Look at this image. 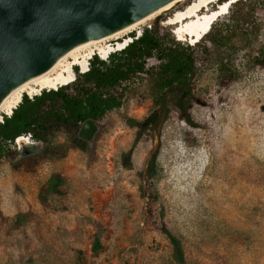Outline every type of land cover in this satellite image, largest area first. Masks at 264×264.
Wrapping results in <instances>:
<instances>
[{
  "label": "rangeland",
  "instance_id": "1",
  "mask_svg": "<svg viewBox=\"0 0 264 264\" xmlns=\"http://www.w3.org/2000/svg\"><path fill=\"white\" fill-rule=\"evenodd\" d=\"M165 17L129 34L156 29L192 46L197 71L188 114L197 126L179 112L162 113L128 155L136 129L126 117L142 119L153 109L151 76L160 60L152 56L145 72L104 90L120 105L96 121L88 145L72 125L44 119L33 127L43 139L31 132L36 154L20 157L24 145L6 142L0 264H178L162 224L180 238L184 264H264V67L252 62L264 44V0L233 4L195 45L178 41ZM213 37L223 42L214 45ZM82 80L79 74L64 92ZM57 107L46 102L44 118ZM154 154L157 175L147 180ZM52 173L65 178L66 192L43 204ZM18 213L26 223L14 222Z\"/></svg>",
  "mask_w": 264,
  "mask_h": 264
},
{
  "label": "trees",
  "instance_id": "2",
  "mask_svg": "<svg viewBox=\"0 0 264 264\" xmlns=\"http://www.w3.org/2000/svg\"><path fill=\"white\" fill-rule=\"evenodd\" d=\"M210 41L214 45H219L223 39L213 37ZM191 47L190 45L184 47L174 39L167 40L156 29H144L139 37L120 50L118 57L115 53L109 55L112 61L110 65H105L104 61L94 57V60L90 61L89 70L82 74L83 80L74 93L64 92L66 88L64 86L57 90H44L32 100L24 95L12 114L0 123V158L5 154V143L13 141L24 133L32 132L34 137L43 139L33 128L40 125L43 119L46 122L55 120L72 125L75 138L88 145L78 136L79 123H83L86 119L97 121L108 111L118 107L120 105L118 98L112 94H105L104 90L128 79L131 74L145 72L144 59L152 56L160 60L158 70L151 76L153 109L142 119L126 117V123L136 129V137L128 155L144 133L157 128L162 113L179 112L188 125L197 126L188 114V104L192 97L191 81L197 71ZM256 51L252 62L254 65L264 67V44ZM46 102H57L58 107L56 113L44 118L42 111ZM155 159L154 154L146 169L147 180L157 175ZM65 192V178L61 174L52 173L47 179L46 191L39 196V199L46 204L50 196H62ZM14 222L26 223L27 215L16 214ZM161 229L172 245L173 259L178 264H184L185 256L180 238L165 224L161 225Z\"/></svg>",
  "mask_w": 264,
  "mask_h": 264
},
{
  "label": "water",
  "instance_id": "3",
  "mask_svg": "<svg viewBox=\"0 0 264 264\" xmlns=\"http://www.w3.org/2000/svg\"><path fill=\"white\" fill-rule=\"evenodd\" d=\"M168 0H0V100L16 85L45 71L67 49L117 30ZM98 131L86 119L78 136ZM20 157L38 152L23 144Z\"/></svg>",
  "mask_w": 264,
  "mask_h": 264
},
{
  "label": "bare ground",
  "instance_id": "4",
  "mask_svg": "<svg viewBox=\"0 0 264 264\" xmlns=\"http://www.w3.org/2000/svg\"><path fill=\"white\" fill-rule=\"evenodd\" d=\"M215 1L168 0L146 15L117 30L72 46L45 71L16 85L3 96L0 100V123L4 116L9 117L12 114L25 94L34 97L46 89L56 90L71 84L76 80L78 74L86 72V67L94 56L105 59L113 52L122 50L132 41L129 34L132 30L162 15H166L163 24L171 26V31L178 41L197 44L210 33L215 22L229 12L233 4L242 0H217L216 3L220 6H211ZM19 141L30 144L21 136Z\"/></svg>",
  "mask_w": 264,
  "mask_h": 264
},
{
  "label": "built area",
  "instance_id": "5",
  "mask_svg": "<svg viewBox=\"0 0 264 264\" xmlns=\"http://www.w3.org/2000/svg\"><path fill=\"white\" fill-rule=\"evenodd\" d=\"M138 37V35L136 36V38ZM120 51V50H119ZM113 53H115V52H113ZM112 53V54H113ZM104 60H107V58H105ZM49 89H46V91H48ZM31 100L33 99L32 97H29ZM2 123V122H1ZM21 137H24L25 138V141L26 142H28L29 141V143L30 144H32V141H31V138H32V135L29 133V134H22L21 135ZM19 138H20V136H18V137H16L13 141H14V143L16 144V146H17V148L19 149L20 147H21V145L22 144H24V143H21L20 141H19Z\"/></svg>",
  "mask_w": 264,
  "mask_h": 264
},
{
  "label": "flooded vegetation",
  "instance_id": "6",
  "mask_svg": "<svg viewBox=\"0 0 264 264\" xmlns=\"http://www.w3.org/2000/svg\"><path fill=\"white\" fill-rule=\"evenodd\" d=\"M76 70H77V68H76ZM79 75V74H78Z\"/></svg>",
  "mask_w": 264,
  "mask_h": 264
}]
</instances>
